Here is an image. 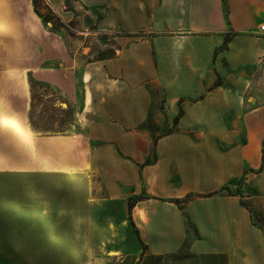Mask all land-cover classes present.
Masks as SVG:
<instances>
[{"label":"rangeland","instance_id":"obj_1","mask_svg":"<svg viewBox=\"0 0 264 264\" xmlns=\"http://www.w3.org/2000/svg\"><path fill=\"white\" fill-rule=\"evenodd\" d=\"M26 1L11 3L27 8ZM161 2L40 0L39 43L28 50L39 57L37 62L17 63L16 54L23 50L10 48L15 35L7 49L1 47L0 73H23L28 79L30 95L22 109H27L35 141L49 135L78 137L73 160L81 164L79 159L87 158L81 166L87 164L82 192L88 200L77 223L61 215L62 209L31 202V186L14 173L46 147L41 141L37 147L15 144L23 137L12 122L11 109L17 107L11 101L0 104V136L6 137L0 138V170L7 171L0 184V264H254L248 257L233 263L218 246L209 251L200 246L206 236H223L224 225L231 243H241L219 202L241 206L251 226L264 235V168L259 172L264 163V62L243 66L234 54L229 57L225 51L233 33L166 32L177 19L161 18ZM131 10L146 15L147 31L131 32ZM191 35L211 42L220 38L223 44L215 46L200 73L201 95L190 97L185 90L169 99L159 57L142 44ZM117 64L130 81L114 75ZM124 86L132 92L131 105L139 100L147 108L143 123L121 135L122 143L112 130L105 134L92 126L102 122L95 121L93 109L112 106ZM130 139L131 147L149 148L141 162L125 155ZM103 152L111 158L107 163L91 158ZM100 167L104 171L98 175ZM213 191L218 194L210 202L200 199ZM212 201L218 207L208 205ZM201 212L205 218L197 223L193 215Z\"/></svg>","mask_w":264,"mask_h":264},{"label":"crops","instance_id":"obj_2","mask_svg":"<svg viewBox=\"0 0 264 264\" xmlns=\"http://www.w3.org/2000/svg\"><path fill=\"white\" fill-rule=\"evenodd\" d=\"M11 2L12 0H10V3L9 0H0V49L1 47L2 49H7L9 46L8 40L13 37L12 35H15L17 42L10 39L12 40L10 48L23 50L22 53L16 54L17 63L33 66L39 57L34 56L33 50L32 52L28 50L30 48L33 49L34 45L38 47L40 18L33 10L32 0L26 1L27 8H18ZM140 13H142L141 10H138V12L131 10V18L134 17V19H131V32L147 31L146 27H148V24L145 26L146 21L144 19L146 15L142 14L141 18ZM175 13L179 17L175 16ZM160 16L161 18L165 16L166 19L169 17H176L177 19L176 25H167L168 28L165 30L168 33H233L234 36L231 37L232 41L228 44L229 50L225 51V53L229 54V57L234 54L238 57V62L243 63V66L249 65V63L264 62V38L258 33V27L264 24V0H162ZM9 18H11V21H9ZM142 22L144 25H142ZM12 24L15 26L12 30L8 31V27H11ZM18 27L19 30L17 29ZM215 39L211 42L209 38L201 36H163L153 38L152 43L147 40L143 42V46L154 50L159 57V75L169 99L183 95L185 90V94L190 97L201 95V92L197 89L200 73L202 70H206V66L211 60L209 57L214 54L215 46L218 47L223 44L220 38ZM24 50L26 51L24 52ZM186 61L188 62L186 63ZM119 65L117 64V66L112 68L113 73H115L114 75L122 80L130 81L125 72L121 71V66ZM28 71L29 69H27L26 73ZM0 82V99H2L0 100V104L6 105L11 101V105L17 107V109H11L12 113L14 112L15 114L12 122L14 126H17L21 130L23 137L22 139H14L15 144L27 148L33 145L37 147V144L39 145L42 142V145L46 147L44 154L35 151L33 157L25 159L27 164H25V161H22L20 163L23 166L22 169L16 170L17 172L14 175L24 180L26 185L31 186V202L39 204L40 201H43L48 205V209H62L61 215L68 218L71 222L77 223V219H82V214L84 215L82 206L86 207L88 200L87 194L82 192V184L85 186H83L84 189L87 187V180L85 178L88 173L87 164L85 163V167L81 166L83 160L86 159L87 161L86 155H84L85 158L79 159L81 164L73 160L75 159L73 155L77 154L78 149L73 148V139L78 137H72L71 135H49L44 138H38L35 141L34 137L37 135L29 127L26 115L27 109H22L23 105L26 106L30 95L28 79L25 78L23 73L1 72ZM126 85L131 86V84ZM131 93L124 86L123 89L121 88L118 98L112 106L105 104L100 109L99 107L94 108L93 116L96 118L95 121L102 120V122L93 125L92 128L97 126L105 134L112 130L111 134L119 137L118 139L121 141L123 139L121 135L126 130L143 123L147 107L143 102L140 103L139 100L135 101L136 105H131ZM97 134L99 136V132ZM126 135L131 137L133 134L128 132ZM0 138L3 137L0 136ZM117 142L120 145L124 143L122 141L120 143L118 140ZM122 146H125V144ZM125 148L128 150V153L125 152V155L134 162L144 160L149 150L148 147L139 145V143H135V147H131V139L129 145L125 146ZM91 155V158L98 156L104 164L111 159L104 152ZM34 164H37L36 167L30 166ZM261 166L264 168L263 160ZM95 171H97L98 175H101L104 169L100 167L96 168ZM6 178L7 171L0 170V184ZM73 184L79 185L81 189L77 191L76 188H73ZM214 192L217 191L207 194ZM203 196L201 195L200 199L207 200V202L215 198V195L207 198ZM2 199L3 195L0 193V204ZM220 204L223 205L224 218L228 223L233 221V224L236 226V237L241 238V243L238 247L231 243L232 236L225 233L226 225H224V231L222 230L223 236L220 235L218 238L212 235L206 236L205 239L207 241L200 247L205 248V251H209L215 250L218 246L221 251L229 254L230 260L233 263L237 259L242 260L243 257H248L249 263L264 264L263 233L261 231L256 232L255 228L251 226L246 215V210L241 206L235 205L232 208L231 205L233 204L230 202H219L218 205ZM208 205L218 207L216 201H212ZM219 212L220 210H217V213ZM49 218L51 219V217ZM204 218V212H201V215L198 217L193 215V219L197 223H200V220ZM213 241L214 243H211ZM197 247L199 248V246ZM198 250L201 251V249Z\"/></svg>","mask_w":264,"mask_h":264},{"label":"trees","instance_id":"obj_3","mask_svg":"<svg viewBox=\"0 0 264 264\" xmlns=\"http://www.w3.org/2000/svg\"><path fill=\"white\" fill-rule=\"evenodd\" d=\"M39 2L40 0H32V5H33V10L35 12V14L40 18H41V15L39 13V10H38V5H39ZM62 135V134H60ZM263 169V166L260 167L259 169V172L262 171ZM224 190H226L228 193H230V189L228 187H225ZM218 192H214V193H210V194H207V195H204L203 197L207 198V197H212L214 195H216ZM242 203V202H241ZM243 204V203H242Z\"/></svg>","mask_w":264,"mask_h":264},{"label":"built area","instance_id":"obj_4","mask_svg":"<svg viewBox=\"0 0 264 264\" xmlns=\"http://www.w3.org/2000/svg\"><path fill=\"white\" fill-rule=\"evenodd\" d=\"M258 33L264 37V24H261L259 27H258Z\"/></svg>","mask_w":264,"mask_h":264}]
</instances>
